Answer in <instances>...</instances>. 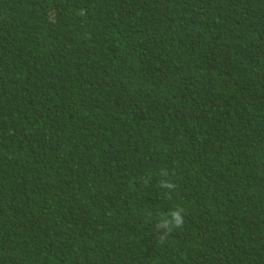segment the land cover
I'll return each mask as SVG.
<instances>
[{
	"label": "trees",
	"instance_id": "obj_1",
	"mask_svg": "<svg viewBox=\"0 0 264 264\" xmlns=\"http://www.w3.org/2000/svg\"><path fill=\"white\" fill-rule=\"evenodd\" d=\"M0 264H264V0H0Z\"/></svg>",
	"mask_w": 264,
	"mask_h": 264
},
{
	"label": "clouds",
	"instance_id": "obj_2",
	"mask_svg": "<svg viewBox=\"0 0 264 264\" xmlns=\"http://www.w3.org/2000/svg\"><path fill=\"white\" fill-rule=\"evenodd\" d=\"M160 175L165 178L160 180L159 186L160 188L166 190L167 198L171 199V194L175 191L176 184L166 179L168 176L166 169H161ZM150 179V176L145 177L143 182L147 184L150 182ZM185 214V209L182 206H177L166 213L161 212L155 215L151 211L146 213V222L153 224V233L156 234L157 243H166L170 235H172L176 230L184 227Z\"/></svg>",
	"mask_w": 264,
	"mask_h": 264
}]
</instances>
